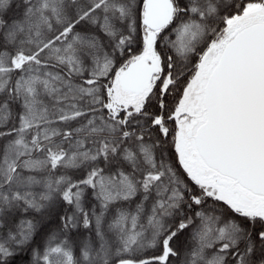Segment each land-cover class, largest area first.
Returning <instances> with one entry per match:
<instances>
[{"label":"snow or ice","instance_id":"obj_1","mask_svg":"<svg viewBox=\"0 0 264 264\" xmlns=\"http://www.w3.org/2000/svg\"><path fill=\"white\" fill-rule=\"evenodd\" d=\"M0 264H264V0H0Z\"/></svg>","mask_w":264,"mask_h":264}]
</instances>
